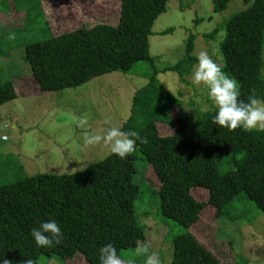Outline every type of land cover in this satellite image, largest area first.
I'll return each mask as SVG.
<instances>
[{
  "label": "trees",
  "instance_id": "1",
  "mask_svg": "<svg viewBox=\"0 0 264 264\" xmlns=\"http://www.w3.org/2000/svg\"><path fill=\"white\" fill-rule=\"evenodd\" d=\"M212 1L214 12L221 13L234 0ZM168 2L120 0L116 25L98 22L60 34L50 31L49 38L25 46V61L42 92L77 88L114 72L127 74L141 62L149 64L153 74L135 93L130 117L121 129L135 131L140 137L136 150L126 158L111 153L82 172L35 174L0 185V258L10 264H23L25 259L47 264L54 258L65 263L82 254L88 263L99 264V249L105 244L111 243L120 258L126 250L137 249L147 238V226L137 214L141 190L134 176L139 154L160 181L162 216L186 229L176 225L178 235L170 230L173 256L166 264H219L189 231L199 223L206 206L194 198V189L208 192V204L217 210L215 218L230 220L229 228L236 235L242 233L240 223L246 217L237 210L244 198L264 215V131L219 128L212 123L214 108L195 117L180 109L170 123L174 133L160 134L158 125L172 113L175 98L158 75L174 71L188 84L186 77L196 63L195 37L191 35L182 60L162 70L156 68L159 59L150 54L149 38ZM225 30L219 45L224 59L221 70L238 82V99L245 103L250 96L264 100V0H254L232 16ZM218 32L216 29L206 38L214 39ZM17 97L12 81L0 82V106ZM224 159L231 160L233 167L221 174L219 164ZM6 164L10 160L1 165ZM48 220L57 222L63 239L51 247H37L30 230ZM162 223L169 225L168 221Z\"/></svg>",
  "mask_w": 264,
  "mask_h": 264
},
{
  "label": "rangeland",
  "instance_id": "2",
  "mask_svg": "<svg viewBox=\"0 0 264 264\" xmlns=\"http://www.w3.org/2000/svg\"><path fill=\"white\" fill-rule=\"evenodd\" d=\"M253 1L245 4L244 0H234L225 11L215 13L212 0H169L149 38L150 54L159 59L156 68L162 70L182 60L191 35L195 37L194 56L206 52L222 68L224 59L219 45L226 36V24ZM119 4L120 0H0V82L12 81L18 94L15 100L0 106V165L10 160L9 165L0 167V185L35 174L82 172L111 154L102 142L85 145V129L78 128L77 122L86 118L90 134L102 135L105 119L122 129L130 117L135 93L149 83L153 74L151 66L141 62L127 74L114 72L77 88L47 93L39 89L25 61V46L49 38L50 31L60 34L98 22L116 25ZM52 14L55 17L47 20ZM216 29L219 31L216 38H206ZM190 76L186 77L189 83L185 84L177 72L158 75L159 82L175 98L172 113L164 117L165 124L158 125L161 136L174 133L170 123L176 120L180 109L195 117L215 108L206 90L194 86ZM232 164L231 160L224 159L219 164L220 173H228ZM134 179L141 190L137 214L147 226V238L137 247L143 249L142 252L126 250L121 262L144 264L147 255L154 253L160 264L169 263L173 256L170 230L178 235L180 226L162 216L158 195L160 181L140 154ZM192 195L206 206L199 223L189 231L216 256L219 264H264V215L253 203L244 198L243 203L237 205V210L246 217L240 223L242 233L236 235L229 228L230 220L215 218L217 210L208 204L207 191L197 188ZM162 220L168 221L170 226ZM180 229L186 232L183 227ZM47 264L90 263L78 254L65 263L54 258Z\"/></svg>",
  "mask_w": 264,
  "mask_h": 264
},
{
  "label": "clouds",
  "instance_id": "3",
  "mask_svg": "<svg viewBox=\"0 0 264 264\" xmlns=\"http://www.w3.org/2000/svg\"><path fill=\"white\" fill-rule=\"evenodd\" d=\"M191 83L203 87L208 100L215 107L212 123L219 128H226L229 132L237 128L249 132L264 131V100L250 96L245 103L238 99L240 96L238 82L230 78L221 70L219 63L211 59L206 52L201 51L196 57L191 72ZM87 119L81 118L77 122L78 128H84L83 143L95 145L103 143L110 152L120 159L126 158L136 150V140L140 139L135 131H122L108 119L104 120L101 134H90L87 130ZM75 170V169H74ZM30 236L37 247H51L60 244L63 239L59 225L55 220L41 221L37 227L30 230ZM143 249L137 248V252ZM99 264H122L117 249L111 244H105L99 249ZM0 264H10L5 258H0ZM23 264H34L32 259H25ZM144 264H160L156 254L147 255Z\"/></svg>",
  "mask_w": 264,
  "mask_h": 264
}]
</instances>
